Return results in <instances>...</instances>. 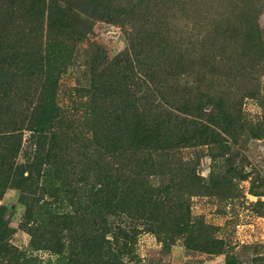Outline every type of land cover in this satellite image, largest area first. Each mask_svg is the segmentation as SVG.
I'll use <instances>...</instances> for the list:
<instances>
[{
  "label": "rangeland",
  "instance_id": "rangeland-1",
  "mask_svg": "<svg viewBox=\"0 0 264 264\" xmlns=\"http://www.w3.org/2000/svg\"><path fill=\"white\" fill-rule=\"evenodd\" d=\"M249 37L264 0H0V264H264Z\"/></svg>",
  "mask_w": 264,
  "mask_h": 264
},
{
  "label": "trees",
  "instance_id": "trees-1",
  "mask_svg": "<svg viewBox=\"0 0 264 264\" xmlns=\"http://www.w3.org/2000/svg\"><path fill=\"white\" fill-rule=\"evenodd\" d=\"M219 31L221 32L220 33V36H221L223 34V29L220 28ZM216 38L218 39L219 36L218 35L214 36L211 41L214 42ZM249 38L251 39L252 43L248 45V48L246 47V52L245 53H248V57H250V58H256V59H260L261 58V59L264 60V47L262 46V44L259 43L257 40L254 41L251 37H249ZM245 56H247V54H245ZM136 144H132L133 153H136V152H138L141 149ZM106 166H108V165H106ZM110 187H111V185H110V183L107 180H106V182L100 184V188L98 189V192L100 193V197L101 198H104L105 200H109L114 195L113 194L110 197L106 196V194H108V193L103 195V193H105V192L110 190Z\"/></svg>",
  "mask_w": 264,
  "mask_h": 264
}]
</instances>
